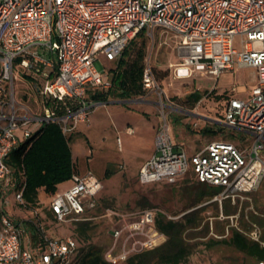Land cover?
Returning a JSON list of instances; mask_svg holds the SVG:
<instances>
[{"label":"built area","instance_id":"built-area-1","mask_svg":"<svg viewBox=\"0 0 264 264\" xmlns=\"http://www.w3.org/2000/svg\"><path fill=\"white\" fill-rule=\"evenodd\" d=\"M168 34L179 62L170 69L176 79L219 78L229 70L251 69L256 85L245 99L231 98L224 124L254 137L250 147L214 141L188 154L171 134L162 114L151 157L138 172L141 185H175L188 174L199 184L220 189L213 202L237 206L244 195L264 183V0H0V206L10 196L25 208L23 177L8 164L9 155L42 127L57 125L70 138L92 112L104 105L91 98L112 88V74L101 66L120 59L139 35L155 44V31ZM44 51L51 58L39 54ZM17 70L34 86V106L18 102ZM144 89L159 97L165 112L173 105L157 81L149 60ZM165 99V103H164ZM138 100H132L131 103ZM34 107V108H33ZM124 132L133 135V127ZM120 148L121 139H116ZM72 187L54 194L48 211L57 224L117 220L112 243L104 253L110 264L153 250L165 236L154 227L158 209L133 212L107 208L101 214L95 175L73 173ZM248 229L233 228L264 247V212ZM169 220H176L166 216ZM0 225V264H73L78 243L72 237L51 238L36 225L42 238L39 251L23 247V222L3 216ZM257 264H264V260Z\"/></svg>","mask_w":264,"mask_h":264},{"label":"rangeland","instance_id":"rangeland-1","mask_svg":"<svg viewBox=\"0 0 264 264\" xmlns=\"http://www.w3.org/2000/svg\"><path fill=\"white\" fill-rule=\"evenodd\" d=\"M156 41L153 45L151 40L140 37L134 42L137 48H140L143 44L145 45V63L147 60L150 61L157 81L169 101L173 103V108L177 110L173 108L166 109L163 113L162 109L156 105L159 97L153 92H147L143 97L131 99L138 101L122 105L121 110L138 112L142 114L145 123L147 121L148 123L155 122V124L160 121L162 114H165L171 123L175 121L180 127L177 130V134L174 133L176 141L183 142L186 146H191L195 150L202 149L209 140L214 139L211 136L203 137L198 134V131L204 127L214 129L215 124L199 121L178 110L185 109L210 119L220 120L222 119L225 95L232 92L233 82L252 83L254 72L252 70H242L234 76H223L218 83H216V78L213 79L211 77H197L176 81L171 78L172 74L168 66L170 62H176L178 55L170 48L172 43L168 39V34L163 30H159ZM39 54L43 57L51 58L44 51H40ZM100 63L107 70L114 68L113 63H107L103 58H100ZM34 93L35 90H32L28 81L17 70V79L15 81L17 101L34 106V101L36 100ZM195 93H199L202 97L198 103L192 105L191 102H187V97ZM145 100L154 103L140 104L141 101ZM111 101L118 100L111 99ZM108 107L111 106L108 105ZM116 108L113 107L104 112L111 111L113 118L122 119V122L134 119L128 114H122L123 117L119 118ZM96 111L102 113L100 109ZM110 128V135L111 133L113 135L112 141L102 138L103 135L101 137L99 135V140L93 141L80 133L76 135V140L74 138L71 139V150L74 160L77 159L79 163H82L84 170H91L102 184V191L99 196L100 208L96 211L97 214H101L107 208L130 213L146 207H154L166 216L178 220L185 214L196 210L198 216L197 226L186 230L183 235L184 242L190 248V254L181 264H256L254 260L240 253L234 247L228 244H220V242L229 240L234 230L233 224L235 221L231 219L233 215L239 213V227L246 231L249 224L245 217L248 216L250 221H256L258 219L253 211L257 213L264 212V183L257 191L244 195L237 206H232L229 200L223 201L222 204L213 202L215 196L207 195L202 198V193L208 194V192H206L207 190L204 186L196 182L191 174H188L184 180L172 186L165 183L141 185L138 181L137 172H139L138 168L148 156L146 151H149L152 146L150 141L154 140V132L150 135H144L142 131L137 132L136 137L140 140L138 144L133 142V137L121 135L125 151L120 152L114 143L115 128L114 126H110ZM117 128L120 129L122 126L119 125ZM225 136L239 148L250 147L254 141L253 136L232 129L231 134L228 133ZM137 148H141L140 150L142 151L136 150ZM87 160L89 162L86 164ZM107 169L111 170L113 174L109 178H104V173ZM65 183H68V181ZM8 200V205L0 206L1 226V218L3 216L12 217L19 222L28 216L35 220L43 218L44 210L50 202V198L41 193L39 207L31 210L17 204L13 196H10ZM225 211H228V215ZM96 223L97 226L90 233L91 243L102 249H107V246L111 244V240L107 237V232L110 228L109 219H101L96 221ZM56 226L57 232L56 230L54 232L53 229L48 232L50 228H47L45 229L47 230L46 233L54 237L62 236L63 233L64 235H69L70 230L74 228V225L57 224ZM262 226H264V223ZM124 263L125 260H121L118 264Z\"/></svg>","mask_w":264,"mask_h":264},{"label":"trees","instance_id":"trees-1","mask_svg":"<svg viewBox=\"0 0 264 264\" xmlns=\"http://www.w3.org/2000/svg\"><path fill=\"white\" fill-rule=\"evenodd\" d=\"M145 58V45L137 48L136 43L132 41L122 57L112 62L114 64V68L110 69L112 88L118 99L131 100L143 97L147 93L142 82ZM31 88L35 89L33 85ZM201 97L200 94H192L188 100L193 99L194 102H198ZM91 98L97 102L107 101L106 95L102 93H96ZM231 98L225 95L222 119H224V111ZM202 131L203 133L209 132L207 129ZM8 164L23 177L26 183L23 195L26 202L25 209L31 210L39 206V191L41 189L46 195L53 196L56 194L58 186L69 181L72 174L76 172L72 159L71 140L66 138L60 128L54 124L42 127L32 138L21 143L9 155ZM112 174L113 172L107 169L104 178H109ZM199 185L204 186L208 192V194L202 193V198L207 195L215 196L220 192L218 188ZM98 204L100 206V198ZM151 208L154 207L143 209ZM225 212L228 215V211ZM197 221L196 210L174 221L169 220L162 212H158L155 215L154 227L165 236V240L153 250L129 257L124 264H181L190 254V248L184 242L183 235L186 230L195 228ZM109 224L108 239H110L111 229L117 225V220L109 221ZM70 225H74V228L70 230L69 237L78 243L73 264H110L104 259L106 248L102 249L91 243L90 233L97 226L95 221ZM38 237L42 243L40 234ZM220 244L234 247L240 253L254 260L256 264L264 260V247H260L235 230L232 231L229 240H223Z\"/></svg>","mask_w":264,"mask_h":264},{"label":"crops","instance_id":"crops-1","mask_svg":"<svg viewBox=\"0 0 264 264\" xmlns=\"http://www.w3.org/2000/svg\"><path fill=\"white\" fill-rule=\"evenodd\" d=\"M158 31L159 30H156L155 31V43L157 42L156 41V36H157ZM140 37H143V36L142 35H139L133 41H135L136 39H138ZM167 48H169V47H167ZM170 48L173 50L174 53L176 52L174 50L173 46L170 47ZM178 62H179V59L177 58L176 62H174V63L170 62L169 66L170 65H175ZM169 66H168V69H170ZM242 70H251V69H236V70L225 71V72H223L220 75L219 78H216V79L213 78V79H215L216 80V83H218V81L223 76H226V75L234 76L236 73H238V72H240ZM107 71L110 72V70H107ZM170 71H171V74H172L171 78L173 80L180 81L179 79H176L174 77L173 71L171 69H170ZM195 78H197V77H195ZM206 78H209V77H206ZM255 85H256V77H255V72H254V80H253L252 83H238L237 81H234L233 84H232V92L231 93H227L226 96H230L232 98L245 99V98H247L250 95V93H251V91H252V89L254 88ZM103 94L106 95V97H107V101L106 102H103L104 105L96 108L92 112V114L90 116V119H89V122L86 123V124L80 125L79 128L77 129V131L69 139L71 140L72 138H74L76 140L77 139V138H75L76 135L80 133V134H83V135L91 138V140H93V141L99 140L98 139L99 138V135H100V137L103 135L102 138H106L107 140L112 141L113 135H112V133L110 135V132H111L110 126H114L115 131H116L115 138H114V140H115L114 141L115 146L118 148V150L120 152H124L125 151V149H124V142L122 140L121 135L124 134L126 136L131 137V138L133 137L134 138L133 139V142H135V143L138 144L140 142V140H139L138 137H136L137 136L136 135L137 132L142 131L144 135H150L152 132H154V140H151L150 141L152 143V146L149 148V151H146V153H147L148 156H146V160L145 161H147L151 157V155L153 154V152H154V148H155V138H156V134H157V130H158L160 121L157 124H155V122H149L148 123L147 121L145 123L144 122L145 120H144L142 114H140L138 112L121 110L122 109V105L129 104V103H131L130 101H132V100H120V99H118L116 97V95L114 94V92H113V88H111V90H109V91H107L106 93H103ZM195 94H199V93H195ZM111 99H117L118 101H111ZM187 102H191L192 105H195L196 103H198V102H194L193 99L188 100V97H187ZM150 103H154V102H149V101L145 100V101H141L140 104L147 105V104H150ZM108 105L111 106V107H108ZM172 105H173V103H172ZM113 107H117L116 109H117V111L119 113V116H118L119 118L120 117H123L122 114L123 115H125V114L127 115L128 114V116H131L134 119L132 121H130V120H126L125 121L124 120L122 122V119H118V120L117 119H114L113 116H112L113 114L111 113V111H109V112L107 111V113L104 112V111L109 110L110 108H113ZM119 108H120V110H119ZM97 109H100L102 111V113L101 112L98 113L96 111ZM166 109H171V108H166ZM174 110H177V109H174ZM178 111L184 113L185 115H187L189 117H194L195 119H197L199 121H204V122L212 123L213 125L215 124V128L214 129L209 128V127H204L202 129H200V131H198V134L199 135H201L203 137L211 136L214 139V140H209V142H207L204 145V147H206L209 143L214 142V141H224V142H230L231 143V140H229L225 136L228 133L231 134V128L227 127L224 124L223 119H220V120L210 119L208 117H204L202 115L195 114L194 112L188 111V110H185V109H179ZM116 125H117V127L120 125V126H122V128L118 129L116 127ZM170 126H171V134H172V137H173L175 143L179 147H181L182 149H184L188 154H192V153L198 152V151H200V150H202L204 148L203 147L202 149L195 150V149L191 148V146H186L183 142L176 141L175 134H177V130L180 129V127H179L178 123H176L175 121H172V123L170 122ZM126 127H133L134 130H135L134 134L133 135L126 134L124 132V130H125ZM204 129H207L209 132L203 133L202 130H204ZM118 137L121 139V146H120V148L117 146V143H116V139ZM140 149L141 148H137L136 150L142 151ZM72 159H73V163L75 164V170H76L75 173H78L80 175H84V174H86L88 172H91L94 175V173L91 170H84V168L82 167L83 166L82 163H79V161L77 159L74 160L73 154H72ZM87 162H89V160L86 161V164H87ZM144 162L140 165V167L138 168V171L140 170V168L144 164ZM95 177H96V175H95ZM137 177H138V175H137ZM185 178L186 177L182 178L178 182L184 180ZM58 187H60V188H57V192L56 193H63V192L67 191L68 189H70L72 187V182L69 180L68 183L60 184ZM101 191H100V193H101ZM41 193L44 196L49 197L51 199L50 196H48V195H46L44 193L43 189H41L39 191V198H40V194ZM100 193L98 194V199L100 198L99 197L100 196ZM39 205H40V202H39ZM47 207L44 210V216H43V218H38L37 220H35V219H32L31 217L28 216V217H25V218H23L21 220V222H23V226L25 228V234H24V237H23V247L24 248H30V249H32L35 252L39 251L38 248L40 246V239L38 237V234H40V233H39V230L36 227V225H41L43 227V229H44V233L46 235H48L49 237H51V238H64V237L69 236V235H64V233H63L62 236H56V237H54L51 234L46 233L47 230H45V229H47V228H50V230H48V232L51 231V229H53L54 232H55V230H56V232L58 231V229H56V227H57L56 225L57 224L53 220V217L49 213ZM32 210H35V209H32ZM109 221H111V220L109 219ZM110 240H111L110 243H112L111 234H110ZM110 245L111 244H109L107 246V248L110 247Z\"/></svg>","mask_w":264,"mask_h":264}]
</instances>
